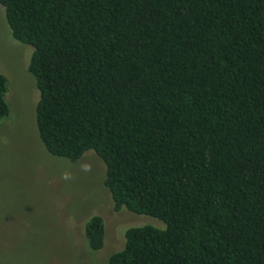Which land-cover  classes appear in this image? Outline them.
I'll return each instance as SVG.
<instances>
[{"label": "trees", "instance_id": "1", "mask_svg": "<svg viewBox=\"0 0 264 264\" xmlns=\"http://www.w3.org/2000/svg\"><path fill=\"white\" fill-rule=\"evenodd\" d=\"M33 48L46 150L106 165L126 231L109 264H264V0H0ZM0 74V121L11 113ZM86 224L91 251L105 243Z\"/></svg>", "mask_w": 264, "mask_h": 264}, {"label": "rangeland", "instance_id": "2", "mask_svg": "<svg viewBox=\"0 0 264 264\" xmlns=\"http://www.w3.org/2000/svg\"><path fill=\"white\" fill-rule=\"evenodd\" d=\"M33 48L16 41L0 5V74L9 79L10 115L0 121V264H109L133 227L165 229L155 218L115 211L106 165L91 151L78 162L51 155L40 140V93L29 73ZM105 221L104 247L85 235Z\"/></svg>", "mask_w": 264, "mask_h": 264}]
</instances>
